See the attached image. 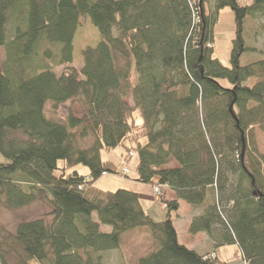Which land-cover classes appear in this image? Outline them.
Wrapping results in <instances>:
<instances>
[{
    "label": "trees",
    "instance_id": "16d2710c",
    "mask_svg": "<svg viewBox=\"0 0 264 264\" xmlns=\"http://www.w3.org/2000/svg\"><path fill=\"white\" fill-rule=\"evenodd\" d=\"M208 5L0 0V152L7 159L0 163V206L43 202L52 216L15 231L0 224V264H105L100 253L143 226L155 246L137 264H228L179 242L172 213L181 202L203 207L190 233H207L215 247L235 243L244 262L264 264V155L256 159L250 149V127L264 130V58L241 64L244 53L259 52L248 43V21L260 19L253 32L264 34V0ZM227 6L236 27L230 66L213 49L215 21ZM83 17L99 42L83 50L78 68L73 41ZM250 78L257 81L248 85ZM66 102L84 113L69 107L65 118L48 114L49 104L56 112ZM126 142V158L138 157V181L175 193L162 200V221L138 192L95 185L104 173H119L102 152ZM77 164L89 168L88 177Z\"/></svg>",
    "mask_w": 264,
    "mask_h": 264
},
{
    "label": "rangeland",
    "instance_id": "374dc122",
    "mask_svg": "<svg viewBox=\"0 0 264 264\" xmlns=\"http://www.w3.org/2000/svg\"><path fill=\"white\" fill-rule=\"evenodd\" d=\"M241 5L250 4L252 0H238ZM208 6L212 8L214 6V0H208ZM261 23L260 19L248 21V31L250 38L248 43L259 49V52L244 53L241 57V64L246 65L252 63L258 59L264 58V53H260V50L264 51V34H254L253 30ZM235 15L233 10L227 6L220 10L217 20L214 25V56L219 58L226 66H230V54L233 45V38L235 36ZM253 32V33H252ZM99 42V32L95 26H93L87 17L81 19V25L78 27L74 36V60L73 65L80 68L83 65L82 52L88 47H94ZM6 58L5 49L0 47V67ZM256 78H250L246 81V84L252 85L256 82ZM130 106H134V102L131 96L126 98ZM72 108V112L76 116H81L85 109L78 104L66 102L60 106V108L53 112L51 111L50 104L47 106V112L49 115L55 117L65 118L68 114V108ZM135 120L139 124L141 118L138 115V111L134 113ZM251 132H253V138L255 141V147H250L252 156L259 159V155H264V130L259 126H251ZM126 146L130 147V143L126 142L123 145L102 152L104 159L111 160L117 167L119 173H107L99 177L95 185L103 190L115 191L118 189H128L139 193L145 210L156 221H162L166 218L167 210L164 200H170L167 189L163 186H158L159 193L155 192V185L150 183H144L138 181V174L136 165L138 157L134 153L129 158H126L128 154ZM7 159L0 152V163L6 162ZM64 161L60 160L59 165H63ZM73 169L77 170L84 176H89V168L84 164H77ZM129 169V174L120 173ZM156 183V180H154ZM162 197V198H161ZM195 208L194 206L181 202V207L172 213V219L178 233V240L180 243L186 245L188 248L200 251L198 242L203 238V232L192 234L189 231L188 219L190 214ZM202 211L203 207H196ZM198 210V211H199ZM50 206L47 203L35 202L29 206L21 209L10 210L3 206H0V224L4 225L11 231H15L19 223L26 220H33L39 217H45L47 221H52V216L48 215ZM95 219L97 215L94 214ZM112 227L110 225H102L103 231H110ZM155 246L154 241L151 238L150 230L148 227H138L134 230L128 231L122 236L121 246L117 249L105 251L102 254L105 264H137V260L140 256L148 253ZM199 249V250H198ZM219 253V257L226 261L228 264H245L240 248L237 244H224L215 248ZM205 255H216L214 252H205Z\"/></svg>",
    "mask_w": 264,
    "mask_h": 264
},
{
    "label": "crops",
    "instance_id": "0c3cea01",
    "mask_svg": "<svg viewBox=\"0 0 264 264\" xmlns=\"http://www.w3.org/2000/svg\"><path fill=\"white\" fill-rule=\"evenodd\" d=\"M164 188L167 189V192H166L168 194L167 197H169V199H172L175 196V193L169 187H164ZM141 202H142V200H141ZM198 210L199 209L196 208V207L193 208V210H192V212L190 214V217L188 219V223H190V221L193 218V216H195V215H197V214H199L201 212L200 210L199 211ZM198 243H199L198 247L200 248V251H198L199 253L204 254L205 252L206 253L207 252H214L217 256H219V253L215 249L216 247L214 246L213 241L211 240V238L209 237V235L207 233L203 232V238Z\"/></svg>",
    "mask_w": 264,
    "mask_h": 264
},
{
    "label": "built area",
    "instance_id": "2783aa9c",
    "mask_svg": "<svg viewBox=\"0 0 264 264\" xmlns=\"http://www.w3.org/2000/svg\"><path fill=\"white\" fill-rule=\"evenodd\" d=\"M122 173H123V174H129V169H125V171H124V172L122 171ZM104 174H106V173H104ZM159 191H160L159 187L156 186V187H155V192H156V193H159ZM245 264H248V263L245 262Z\"/></svg>",
    "mask_w": 264,
    "mask_h": 264
},
{
    "label": "water",
    "instance_id": "95a60500",
    "mask_svg": "<svg viewBox=\"0 0 264 264\" xmlns=\"http://www.w3.org/2000/svg\"><path fill=\"white\" fill-rule=\"evenodd\" d=\"M243 155H244V150H243ZM254 194H259V195H261V193H257V191H255Z\"/></svg>",
    "mask_w": 264,
    "mask_h": 264
}]
</instances>
